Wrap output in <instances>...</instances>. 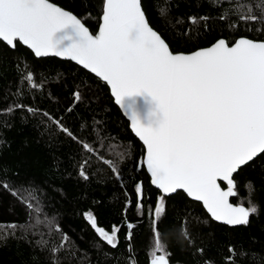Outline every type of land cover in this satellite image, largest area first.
Here are the masks:
<instances>
[{
  "label": "trees",
  "instance_id": "obj_1",
  "mask_svg": "<svg viewBox=\"0 0 264 264\" xmlns=\"http://www.w3.org/2000/svg\"><path fill=\"white\" fill-rule=\"evenodd\" d=\"M50 1L81 18L91 32L97 30L100 0ZM244 3L235 0L236 5ZM220 4L222 7H213L208 0H167V4L165 0H142L150 26L173 52H191L220 38L232 42L239 37L264 40V34L249 31L248 25L228 15L235 9L233 0H220ZM158 6L167 9L166 15L159 14ZM246 6L239 14H246ZM222 13L224 20L219 19ZM205 16L209 19L198 20L195 25L188 20ZM232 23L237 27H230ZM258 26L253 24L252 28ZM25 69L33 71L37 84L43 81L41 87L31 88L21 81ZM77 90L83 99L74 102ZM13 102L62 120L80 140L92 143L99 155L113 161L119 175L96 154L85 153L77 141L42 115L33 116L26 108L0 113V180L13 189H35L43 209L40 220L44 221L27 233L17 228L14 235L0 240V264H51L52 254L47 249L60 245L62 235L68 240L57 254L58 264H130V255L137 264H149L153 235L149 210L159 191L151 185L145 170L144 146L131 132L107 85L69 60L36 57L18 42L13 49L0 41V109H7ZM69 107L72 112L67 111ZM81 124L85 125L83 129ZM96 129L106 138L103 146ZM84 159L90 160L87 180L78 174ZM233 178L238 195L231 201L247 207L250 199L258 206L248 225L230 227L213 221L199 202L183 192L167 198V215L159 229L171 253L170 264H225L230 245L237 254L245 253L236 255L235 264H264V155L241 167ZM137 184L142 189V212L137 211ZM221 186L226 184L221 182ZM28 212L11 191L0 187V225H26ZM87 212L109 232L113 225L121 229L117 248L98 237L85 218ZM31 223L35 224V215ZM128 223L135 225L130 242L125 239ZM182 227L190 233L192 243L183 238ZM41 233L48 241L46 248L37 245Z\"/></svg>",
  "mask_w": 264,
  "mask_h": 264
},
{
  "label": "snow or ice",
  "instance_id": "obj_2",
  "mask_svg": "<svg viewBox=\"0 0 264 264\" xmlns=\"http://www.w3.org/2000/svg\"><path fill=\"white\" fill-rule=\"evenodd\" d=\"M100 2L99 30L93 34L81 18L50 0H0V41L13 49L17 42L25 45L36 57L68 58L110 88L115 103L130 120L132 132L143 142V164L150 173L151 184L159 191L149 210L153 234L150 264H170L171 253L159 224L167 215V198L179 190L201 202L213 221L228 226L248 225L250 216L258 212V206L250 199L245 207L243 203H230L229 198L238 195L234 174L264 155V40L239 37L232 42L220 38L188 54L174 53L162 35L150 26L142 0ZM208 2L213 7H222L220 0ZM233 4L235 9L229 16L248 25L249 31L264 34V0H245L241 5L233 0ZM245 5L246 14H239ZM158 11L164 16L167 9L158 6ZM207 19L188 18L193 25ZM219 19L224 20L225 15L222 13ZM253 24L259 26L253 29ZM21 81L31 88H39L43 83L35 82L30 69L22 72ZM20 94L18 88L16 95ZM73 97L74 102L83 99L79 90ZM20 108H26L33 116L47 118L77 141L85 153L96 154L98 160L119 175L113 161L99 155V149L80 140L50 113L15 102L0 109V113L11 114ZM67 111L73 109L69 107ZM95 131L103 146L106 138L99 129ZM89 163V159H84L79 164L78 174L85 180L89 178L86 171ZM218 181L226 182V190ZM0 187L11 191L29 210L28 224L0 225V240L14 235L17 228L27 233L44 222L40 220L43 209L35 189L23 186L13 189L3 180ZM136 192L137 211L142 212L139 184ZM34 215L35 224L31 223ZM85 218L102 241L113 249L118 247L119 227L113 225L109 232L98 226L91 212L85 213ZM134 227L127 224L125 239L129 242ZM181 234L192 243L186 228L182 227ZM40 235L37 245L46 248L48 241L43 239V233ZM66 240L68 237L62 235L60 245L47 249L52 254L51 264H58L57 254ZM128 250L131 251L130 243ZM236 255L245 253L237 254L230 245L225 264H235ZM128 259L130 264H137L134 256Z\"/></svg>",
  "mask_w": 264,
  "mask_h": 264
},
{
  "label": "water",
  "instance_id": "obj_3",
  "mask_svg": "<svg viewBox=\"0 0 264 264\" xmlns=\"http://www.w3.org/2000/svg\"><path fill=\"white\" fill-rule=\"evenodd\" d=\"M50 2H52V1H50ZM52 3H54V2H52ZM56 4V3H55ZM57 6H59L58 4H56ZM61 7V6H60ZM63 8V7H62ZM65 9V8H64ZM67 10V9H66ZM102 14V13H101ZM101 16V15H100ZM100 22V21H99ZM99 30V25H98V28H97V30L95 31V32H92L93 34H95L97 31ZM91 32V31H90ZM5 43V42H4ZM6 44V43H5ZM25 46V45H24ZM210 46V45H209ZM25 47H27V46H25ZM208 47V46H207ZM203 48H205V47H203ZM200 49V48H199ZM30 50V49H29ZM197 50V49H196ZM31 51V50H30ZM193 51H195V50H193ZM32 52V51H31ZM192 52V51H191ZM174 53H185V54H188V53H190V52H174ZM34 54V53H33ZM47 57H56V56H47ZM57 58H59V59H62V60H69V61H71V62H73V63H75L76 65H78L75 61H72V60H70V59H68V58H65V57H57ZM78 66H80L82 69H84L83 68V66L82 65H78ZM84 70H86V69H84ZM87 72H89V73H91L90 71H88V70H86ZM92 75H94L95 76V74H93V73H91ZM96 77V76H95ZM103 82V81H102ZM105 83V82H104ZM106 84V83H105ZM108 87V86H107ZM109 88V87H108ZM109 92H110V95H111V90H110V88H109ZM112 96V95H111ZM113 98V101H114V103H115V99H114V97H112ZM115 105L119 108V110L121 111V113H122V115L124 116V118L128 121V124H129V128H130V130H131V127H130V120L128 119V117L124 114V110L123 109H121L120 108V106L119 105H117L116 103H115ZM131 132H132V130H131ZM133 133V132H132ZM133 135L135 136V134L133 133ZM136 137V136H135ZM138 140H139V138L138 137H136ZM140 141V140H139ZM141 143H142V145H143V142L142 141H140ZM144 151H145V149H144ZM143 158H144V156H143ZM144 167H145V170H146V172H147V174H148V176H149V178H150V173H148V171H147V167H146V165H144ZM220 184H221V182L222 181H218ZM150 183H151V178H150ZM223 183H225L226 184V182H223ZM152 185V184H151ZM154 188H155V186L154 185H152ZM222 187V186H221ZM226 187H227V185H226ZM226 187H222V189H224V190H226ZM180 192H183L182 190H179ZM184 193V192H183ZM185 195H186V193H184ZM187 196V195H186ZM188 197V196H187ZM189 198V197H188ZM231 198L232 197H230L229 198V202L230 203H232V204H234V205H236V203H234V202H232L231 201ZM190 200H192L191 198H189ZM194 201V200H193ZM196 202H198V201H196ZM201 205H202V203L201 202H199ZM202 207H203V205H202ZM246 207V206H245ZM205 210V209H204ZM206 211V210H205ZM206 213H207V211H206ZM208 214V213H207ZM208 216H209V214H208ZM210 217V216H209ZM216 222V221H215ZM217 223H220V224H223V223H221V222H217ZM225 225V224H224ZM228 226V225H227ZM230 227H234V226H230ZM149 264H150V261H149Z\"/></svg>",
  "mask_w": 264,
  "mask_h": 264
}]
</instances>
